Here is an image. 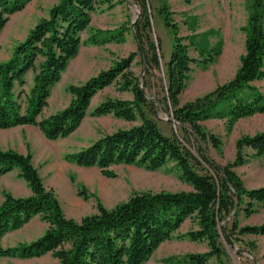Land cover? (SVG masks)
I'll return each instance as SVG.
<instances>
[{
  "label": "trees",
  "instance_id": "1",
  "mask_svg": "<svg viewBox=\"0 0 264 264\" xmlns=\"http://www.w3.org/2000/svg\"><path fill=\"white\" fill-rule=\"evenodd\" d=\"M29 1L0 0V35L10 16L21 11ZM126 1L59 0L50 9L48 18L40 20L24 41L15 46L11 57L0 63V130L31 126L48 141L67 138L81 125L93 97L114 84L118 91L131 93L132 100L107 98L90 115H112L137 124L104 135L88 147L67 155L65 160L83 168L96 167L108 178L115 176L110 170L115 165L158 170L171 162L181 171L191 191L134 194L111 209L98 204L95 213L75 220L64 215L52 190L44 187L30 154L0 149V176L17 170L18 177L31 192L28 197L3 193L0 243L6 234L21 229L36 216L47 224L44 233L32 242L7 248L0 245L1 258L25 260L50 253L59 264H146L190 220L196 228L183 237L195 243L205 242L208 251L164 261L207 264L213 258L216 264H226L223 244L242 245L244 235L264 237V220L255 226H239L237 222L239 212L249 217L255 213L256 203L264 205V185L247 189L234 171L245 162L244 147L250 148L257 157L264 156V133L238 139L234 161L221 167L209 157L205 146L210 143L218 148L220 140L201 125L211 118L235 122L255 114L264 115V95L253 85L264 78V0H251L243 28L245 53L233 79L185 104H180L179 96L193 62L188 55L192 43H183L184 38L178 37L176 26L169 21V13L161 11L174 33V45L165 83L161 80L154 87L151 78L159 69L161 56L151 37L147 0H131L142 12L133 27L137 52L115 61L109 69L81 85L68 86L69 104L42 116L51 90L68 63L78 55L81 34L88 28L96 6L106 4L112 8ZM124 32L120 29L98 38L101 32L94 31L87 41L94 46L121 43ZM205 49L200 51L202 55ZM136 55L145 66L141 78L131 70ZM39 58L43 60L36 67ZM29 73H33L32 86L26 90ZM163 103L182 135L168 136L160 129L157 116Z\"/></svg>",
  "mask_w": 264,
  "mask_h": 264
},
{
  "label": "rangeland",
  "instance_id": "2",
  "mask_svg": "<svg viewBox=\"0 0 264 264\" xmlns=\"http://www.w3.org/2000/svg\"><path fill=\"white\" fill-rule=\"evenodd\" d=\"M58 1L31 0L21 11L10 16L0 35V63L11 57L15 46L24 41L28 32L40 20L48 18L50 9ZM250 4L251 0H147L151 37L161 56L159 69L154 72L151 84L157 87L161 80L165 83L166 67L174 45V33L166 25L161 11L169 13V21L176 26L178 37L184 38L183 43H192L188 48V55L193 62L190 64L184 90L179 96L180 104H185L213 91L235 76L240 58L245 53L243 28L247 23ZM141 15L140 8L131 0L115 4L112 8L106 4L96 6L90 16L88 28L81 34L80 54L68 63L60 81L51 90L48 106L44 108L42 116L51 115L69 104L71 96L67 92L68 86L81 85L100 71L109 69L115 61L137 52L133 27ZM120 29L125 30L124 41L121 43L108 42L94 46L87 41L94 31L101 32L98 37L101 38ZM202 49H205L204 55L200 53ZM215 50L219 51L218 55H215ZM42 60H37L36 67ZM131 70L138 78L144 74L145 66L139 55L133 59ZM32 79L33 73H29L26 77V90L32 86ZM254 86L260 91L262 89L264 95V78L258 80ZM107 98L132 100V94L118 91L114 84L102 89L93 97L79 128L64 139L48 141L37 128L31 126L0 130V149H12L23 155H31V162L38 170L44 187L52 190L67 218L80 220L95 213L98 204L111 209L138 193L191 191V186L184 180L181 171L171 162L158 170L115 165L110 167L115 176L108 178L96 167L83 168L65 160L67 155L88 147L100 137L137 124L122 121L112 115L91 116V111ZM157 123L168 136L182 135L164 103L158 112ZM201 125L207 133L219 138L218 148L210 143L205 146L209 157L224 167L234 161L238 139L264 133V115L255 114L235 122H230L227 118H211L202 121ZM242 154L245 162L234 171L244 186L248 189L250 184H263L264 156L257 157L246 147ZM4 192L13 197H28L31 194L27 184L18 177L17 170L0 176L2 199ZM254 208L255 213L249 217H245L242 211L238 213L239 226L262 223L264 205L256 203ZM193 228L196 226L186 220L172 239L163 243L146 264H171L164 260L207 252L205 242L195 243L183 237ZM46 229L47 224L36 216L21 229L6 234L0 245L7 248L18 243L32 242ZM241 239L242 245L230 247L223 244V261L226 264H264V237L244 235ZM0 264L59 263L48 253L39 258L25 260L0 257ZM207 264H216V261L212 258Z\"/></svg>",
  "mask_w": 264,
  "mask_h": 264
},
{
  "label": "crops",
  "instance_id": "3",
  "mask_svg": "<svg viewBox=\"0 0 264 264\" xmlns=\"http://www.w3.org/2000/svg\"><path fill=\"white\" fill-rule=\"evenodd\" d=\"M80 50H81V48H80ZM80 50H79V52H80ZM79 54L80 53H78V55H77V57L79 56ZM76 57V58H77ZM256 83H257V81H255L253 84L254 85H256ZM261 91H262V89H261ZM250 151H252L251 149H250ZM10 173H8L7 175H9ZM2 177V176H1ZM15 185H23V184H15ZM264 185V183L263 184H250V186H248V189H254V188H259V187H261V186H263ZM2 198L0 197V204H1V202H2Z\"/></svg>",
  "mask_w": 264,
  "mask_h": 264
},
{
  "label": "water",
  "instance_id": "4",
  "mask_svg": "<svg viewBox=\"0 0 264 264\" xmlns=\"http://www.w3.org/2000/svg\"><path fill=\"white\" fill-rule=\"evenodd\" d=\"M139 12V11H138ZM142 87V86H141ZM174 122V121H173ZM252 258V260H254V258L253 257H251Z\"/></svg>",
  "mask_w": 264,
  "mask_h": 264
}]
</instances>
